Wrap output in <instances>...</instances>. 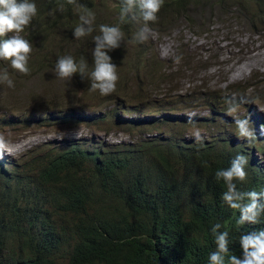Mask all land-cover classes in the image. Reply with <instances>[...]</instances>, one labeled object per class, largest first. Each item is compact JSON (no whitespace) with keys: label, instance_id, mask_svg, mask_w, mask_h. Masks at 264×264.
<instances>
[{"label":"trees","instance_id":"1","mask_svg":"<svg viewBox=\"0 0 264 264\" xmlns=\"http://www.w3.org/2000/svg\"><path fill=\"white\" fill-rule=\"evenodd\" d=\"M31 2L37 6V15L19 35L30 41L33 52L29 64L36 68L41 69L47 60L52 66L59 57L70 55L78 63L86 61L90 74L94 37L101 33L99 24L93 22L90 35L74 37L73 30L85 8L94 13L105 7L108 14L101 25L119 26L124 33L128 42L121 41L119 52H131L125 60L127 70L117 69L116 91L109 95L110 123L125 122L120 110L137 109L116 96H133L131 100L149 97L154 84L162 91L155 78L167 68L154 57L146 61L152 54H147L150 44L145 43V47L144 42L135 40L138 26L144 22L128 18L121 22L123 0H76L75 5L67 0ZM218 2L227 7L238 3L249 23L264 33V0ZM199 3L201 0H164L158 20L148 25L172 24L176 18L188 16L190 6ZM9 38L6 33L0 41ZM49 45L51 50H47ZM132 56L136 62L129 60ZM3 62H11L0 59V67L13 72L12 67L5 69ZM79 75L74 74L72 96L80 92L101 95L91 89L90 79ZM256 79L232 84L224 93L202 88L191 94L208 96L201 101L213 109L224 106L230 98L226 96L264 103V74ZM168 80L167 73L162 85L171 92L170 86L165 88ZM146 83L149 86H144ZM176 87L184 88L180 84ZM248 119L256 136L264 137L263 127L261 130ZM237 153L245 155L237 143L217 140L191 144L186 135L177 132L137 144L97 146L89 138L64 141L29 154V162L16 164L15 173L0 164V264H208L216 247L211 228L217 222L229 232V255L242 256L240 236L264 230V217L257 224L240 225L239 211L222 200L227 186L215 179V172L229 167ZM246 171L247 180L236 181L238 189L264 191V165L254 168L250 160Z\"/></svg>","mask_w":264,"mask_h":264},{"label":"rangeland","instance_id":"2","mask_svg":"<svg viewBox=\"0 0 264 264\" xmlns=\"http://www.w3.org/2000/svg\"><path fill=\"white\" fill-rule=\"evenodd\" d=\"M110 4L112 5V2L108 3ZM189 11L191 12L188 16H180L172 24L164 21L156 26L147 25L151 35L144 42V46L146 47L145 43L150 44L147 54H152L146 56V61L154 57V60H159L161 65L164 63L167 68L159 73V78H155L162 91H167V96H159L161 91L154 84L151 85L154 88L150 90L154 91L151 93L152 99L180 101L177 106L181 115L189 118L186 133L191 137L207 133L199 123L194 122L195 116L198 119H220L221 136L228 142L233 138L229 121L233 116L237 119L250 117L262 130L260 117L264 120V103L261 101L247 100L249 102L242 103L232 116L223 110L210 113L202 105L192 101L196 98L201 101L204 96L200 93L191 96V93L202 88H207L210 93L218 89L220 91L217 92H223L232 84L250 79L256 81L257 77L264 74V33L249 23L238 3L227 7L218 0H201V3L190 6ZM95 13L97 15L93 22L100 26L101 20L108 12L104 7L100 11L96 9ZM141 27L144 25L139 24L138 28ZM7 34L11 37L15 35L14 32ZM125 39L122 43L127 45L128 41ZM119 49L120 47L109 52L114 51L111 57L116 58L114 64L117 65V69L127 70L125 60L131 51L123 54ZM47 50H51L50 45ZM73 51L72 49L71 52ZM129 60L136 62L137 58L130 57ZM2 65L5 69L11 67V63L7 65L3 62ZM55 65L51 66L48 60L41 69L29 64L30 74L25 75L15 69L9 73L14 81V87L0 83V135L10 141L7 151L0 156L2 159L9 158L11 162L14 159L23 163L29 161L28 150L37 151L44 144L57 147L64 141L83 138H89L97 146L117 145L129 139L130 134L135 132L129 126L131 114H128V121L124 123H117L116 120L115 123H110L108 113L112 107L111 96L83 92L72 96L70 93L76 87L75 76L73 75L71 80L59 78L55 73ZM3 72L0 67V73ZM167 73L169 80L165 88L170 86L171 92L169 89H163L162 85L164 83L162 79ZM177 84L184 88L176 89ZM115 98L121 101L128 100L132 107L138 104L148 107L152 101L148 98L131 100L126 96ZM13 114H18L19 120H16L13 126L3 124L10 121ZM82 114H91L92 117L79 118L78 116ZM112 125L113 129L110 128ZM251 126L254 129L252 123ZM241 141L249 144L247 140ZM249 145L254 156L264 165V152L254 147L258 145L264 148V138H256Z\"/></svg>","mask_w":264,"mask_h":264},{"label":"clouds","instance_id":"3","mask_svg":"<svg viewBox=\"0 0 264 264\" xmlns=\"http://www.w3.org/2000/svg\"><path fill=\"white\" fill-rule=\"evenodd\" d=\"M67 3L75 5L76 0H67ZM163 4L164 0H123L120 14L121 22H124L125 18L133 21L142 19L144 22V27H141L135 35V40L137 42L143 43L149 39L151 32L147 25L149 22L154 23L158 20L157 14ZM37 12V6L34 2H31V0H0V37L9 32L15 33L11 38L0 41V59L10 61L13 69L25 75L30 74L31 71L29 67V57L32 52V45L29 40L17 35V33L23 32L25 28L30 25L32 19L37 15ZM94 18L95 14L91 10L86 8L83 9L80 15V24L73 30V35L76 39L88 36L94 31ZM99 31L101 34L94 37L95 48L92 53L94 68L90 74L86 61L81 60L78 63L75 58L70 55L61 56L57 59L55 73L59 78L67 80H71L74 74L79 73L82 78L91 80V89L99 90L101 95L97 94L98 96H109L116 91L119 75L117 72V65L112 62V57L108 52L120 47L121 41L124 40V33L119 26L104 24L99 26ZM0 83H6L9 87L15 86L7 70L0 73ZM144 86H149V84H145ZM161 92L159 96H167V93L164 91ZM150 95L149 97L140 96L139 98L141 100L147 98L152 99L153 96L152 94ZM191 96H193V94ZM126 97L130 99L129 96ZM205 97L208 96H204V98ZM192 101L198 105H202L210 113L223 110L228 112L229 115L234 114L241 103L249 102L247 100L231 97L225 101L224 106H218L213 109L211 106L203 104L198 98ZM179 103L180 101L165 100V98H161L159 101H154L152 99L148 107H145L144 104H139L136 106V111H132L130 107V111L120 110L119 115L125 122L128 121V114L132 115L129 126L131 130L135 131L131 133L129 139L124 140L123 143L137 144L144 141L164 139L177 132L181 135H186L188 141H191V144L223 140L221 136V120L216 118L198 119L197 116H195L194 122L199 123L207 133L203 136L196 134L193 137L187 134L186 130L189 125L187 124V120L189 118H187L186 115H181L177 106ZM190 106L192 105L190 104ZM89 115L91 114H82L78 117L83 118ZM19 118L18 114H13L11 115L10 121L3 124L13 126ZM260 119L263 124L264 120L261 117ZM229 121L232 126L231 133L233 138L229 142H226L239 144L245 150V155L237 153L232 159L229 167L219 169L215 172V179L217 181L223 180L226 184L227 189L222 193V200L230 208L239 211L238 223L240 225H244L245 223L257 224L260 223L262 217H264V191H240L236 181L245 182L247 180L248 173L246 171V166L250 160L254 168L263 165L258 158L254 156V152L249 145L256 138L261 136H256L248 118L237 119L233 116L232 119L229 118ZM262 124L261 126L264 129V124ZM241 139L247 140L249 144L241 141ZM9 142L10 141L6 139L5 136L0 135V156L7 151ZM254 147L264 152L262 146L254 145ZM48 148L54 147H49L44 144L39 150L33 152L28 150L27 153L37 154ZM26 162L29 161L27 160ZM18 163L20 162L14 159H12L11 162L9 158L2 159V157H0V164H2L3 168L7 171L15 173L14 168ZM223 227L221 223L217 222L211 228V232L215 237L214 242L216 247L209 255L208 264H264V230L252 231L241 235L240 244L242 247V256H238L235 254L229 255V232L227 230H222Z\"/></svg>","mask_w":264,"mask_h":264}]
</instances>
